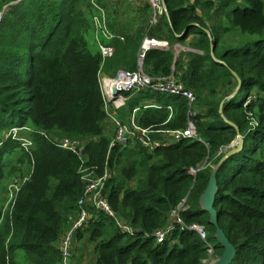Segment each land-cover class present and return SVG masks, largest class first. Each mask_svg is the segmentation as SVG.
I'll return each mask as SVG.
<instances>
[{"label":"trees","instance_id":"1","mask_svg":"<svg viewBox=\"0 0 264 264\" xmlns=\"http://www.w3.org/2000/svg\"><path fill=\"white\" fill-rule=\"evenodd\" d=\"M7 1L0 0V8ZM105 1L22 0L3 14L0 180L25 165L29 172L13 205L0 214V264H62L59 241L70 228L68 217L76 216L85 188L78 157L56 145L62 138L82 141L86 165L96 166L98 175L107 173L102 195L114 213L108 216L88 203L91 218L75 232L77 246L68 264H86L87 259V264H203L209 251L218 260L224 248L209 214L200 207V197L219 163L212 208L218 228L235 250L228 264H264V0H227L225 8L231 6L210 29L196 6L210 10L214 0H163L165 11L155 25L145 2L139 18L136 12L122 21L116 17L120 33L111 29ZM93 2L104 11L113 34L106 43L113 54L107 58L87 40L91 18L99 13ZM234 29L256 40L222 44L221 36ZM191 34L195 36L189 46L198 52L184 54L185 61L176 59L171 46ZM146 37L166 41L168 47L148 48L143 71L151 77L172 74L195 94L191 107L196 115L191 119L201 141L182 140L153 151L138 141L109 147L101 75L135 71ZM233 72L241 85L228 98L237 86ZM124 96L121 118L139 108L136 120L141 127L175 130L187 125L190 106L183 96L149 89ZM233 125L243 144L222 160L232 146L224 148L236 144ZM13 128L20 140L8 135ZM22 139L31 141V154ZM182 203L185 226H175L157 243L154 232L172 222L170 212ZM117 220L134 228V234L121 232ZM192 225L204 227L205 239L188 228Z\"/></svg>","mask_w":264,"mask_h":264},{"label":"built area","instance_id":"2","mask_svg":"<svg viewBox=\"0 0 264 264\" xmlns=\"http://www.w3.org/2000/svg\"><path fill=\"white\" fill-rule=\"evenodd\" d=\"M22 0H8L2 4L0 8V22L2 20L5 10L10 5L17 4ZM128 2H146L150 5L153 11L152 23L157 21V18L160 17L165 11V5L163 0H127ZM95 8L99 13H95L92 18V26L95 29V33L102 35L107 39L113 38V34L110 33L105 24V14L104 11L95 5ZM208 32V30H206ZM145 46L141 50L138 57V68L135 71L129 70H118L114 77H101V88L102 94L104 97V103L112 106V112L109 114L110 122L114 129L113 137L110 139L109 147L113 148L116 145H127L129 142L138 141L141 146L148 150L153 151L156 147L167 146L170 144L178 143L182 140H198L201 141V138L198 135L196 126L191 118L196 115V112L191 106L195 102L196 96L191 91L184 87V85L177 81L176 78L170 74L168 76H157L151 77L147 75L142 69V60L144 57V52L151 47H160L167 48L168 43L166 41H159L152 38L146 37L142 43ZM99 50L102 57L107 58L113 54V47L109 44H99ZM149 89L157 92L168 93L177 96H183L188 100L190 108L188 109V120L187 125L184 128H179L175 130H158L153 128H144L141 127L137 120V112L139 108H134L127 120L120 119L115 110H119L125 104V92L131 94ZM117 91V93H115ZM106 108V105H105ZM18 129L13 128L8 132V135L12 138H17ZM20 140L21 138H17ZM31 141L28 139H22V146L25 148L26 152L31 154L29 146ZM56 145L62 149L68 150L74 153L80 162L78 173L80 178L85 183L84 194L78 200V211L76 216H69L68 221L70 223V228L61 237L59 241V249L62 255V264H68L71 258V251L74 246L75 238L73 237L75 232L81 230L84 225L88 223L91 216L88 213L86 206H89L88 203L94 205L97 209L102 210L108 216L114 217V213L107 201V199L102 195V189L104 180L107 177V173L98 175L96 166H87L86 165V155L84 153V143L78 139L70 140L67 138H62L56 140ZM191 173H195V169H190ZM26 178L23 179V182ZM22 182V184H23ZM22 184L18 186L14 185L15 192L13 198L5 206V210L10 208L13 205L16 194L21 188ZM184 204H180L178 207L173 209L170 212L172 222L167 224L161 229H158L154 232V237L157 243H162L168 236L172 233L175 226H185L180 217V212L185 210ZM5 213V212H4ZM4 216V215H3ZM2 216V217H3ZM120 231L126 232L128 234H134L135 230L129 224L121 223L119 220L116 221ZM188 228L198 232L202 239H205V229L201 225H192Z\"/></svg>","mask_w":264,"mask_h":264},{"label":"rangeland","instance_id":"3","mask_svg":"<svg viewBox=\"0 0 264 264\" xmlns=\"http://www.w3.org/2000/svg\"><path fill=\"white\" fill-rule=\"evenodd\" d=\"M108 6H109V11H110V15L116 16L118 17L119 15H121L122 11H127V16H125L124 18H128L129 15H134L135 12L136 14L134 16H137V18L140 17L139 13L143 12V11H139L142 8V4L145 2H140V7L138 8L135 5H126L125 3L121 2V0H107L105 1ZM222 4L221 2L217 1V4ZM197 7V6H196ZM223 5H220L219 8H222ZM200 8V6H199ZM152 9V8H151ZM201 9V8H200ZM229 8H227L228 10ZM226 9H223L222 11H224ZM139 11V12H138ZM201 12H203L204 17L205 16H211L212 18L208 21L211 22V26H217L218 24L221 23V16H215L213 11H208L205 10L204 8L201 9ZM198 13V12H197ZM105 14V13H104ZM152 18H153V11H152V16H151V20H150V24L155 25L158 22V18L157 21L155 23H152ZM143 21V20H142ZM92 24V22H91ZM248 36V37H247ZM246 37H243L241 35V33L237 30H231L228 33L224 34L221 36V43L226 45V46H237L239 44H241L244 40L248 39V42L252 43L253 41H255V35H247ZM88 43H89V39L87 38ZM186 43V42H185ZM183 43V44H185ZM91 44V43H90ZM175 56H177L179 54V52H183L186 51L185 48L183 47H177V46H171L170 48ZM178 57V56H177ZM109 77L106 75H101V77ZM241 97V95H240ZM106 105V113H107V120H106V133L109 135L110 139L113 137L114 131H113V126L110 122V118H109V114H111L112 112V106H109L107 104ZM237 144V143H236ZM235 142H233L230 146L224 148L223 151H227L231 146L233 147V145H236ZM21 172H12L11 173H5V175L2 177V179L0 180V214L3 216L4 215V210H5V206H7V203L11 200V198H13L14 196V185L18 186L19 184H22L23 179L27 177L28 172H29V167L27 165L22 167V170H20ZM74 246H77L76 244H74ZM89 251H91V247L89 249H87ZM20 255H23L24 252L23 251H19ZM90 259V257H89ZM217 261V258H215L212 255V251H209V255L208 257L203 261V264H215ZM87 262H89V260L87 259ZM86 262V264H87ZM79 264H85V263H79Z\"/></svg>","mask_w":264,"mask_h":264},{"label":"water","instance_id":"4","mask_svg":"<svg viewBox=\"0 0 264 264\" xmlns=\"http://www.w3.org/2000/svg\"><path fill=\"white\" fill-rule=\"evenodd\" d=\"M144 47L145 46L142 44L141 49H144ZM212 50H213V46H212ZM233 75H234V77L237 80V86H236L234 92H232L228 96V98L233 97L236 94V92L238 91V89L240 88V85H241V80L238 77V75L235 72H233ZM115 93H117V91H115ZM219 113H220L221 116H223L222 103L220 104V107H219ZM233 126L235 127V130H236V133H237V137H236L237 146L236 147L233 146L227 152V154L222 158V160L224 158H226L227 156L237 152L242 147V144H243V139H242V137H241V135L239 133V130H238L237 126L236 125H233ZM218 165H216L213 168V170H212V172L210 174L208 186H207L206 190L204 191V193L200 197V207L202 208V210H204L205 212H207L209 214L208 222L210 224H212L216 228L215 237H216V239L220 242V244L224 248L223 254L216 261L215 264H228L230 262V260L233 258L235 250H234V247L230 244V242L226 239V237L224 236V234L220 230V228H218V222H217L216 213H215V211L212 208V202H213V199H214V197H215V195L217 193V186H216V183H215L214 174H215V172L217 170Z\"/></svg>","mask_w":264,"mask_h":264},{"label":"crops","instance_id":"5","mask_svg":"<svg viewBox=\"0 0 264 264\" xmlns=\"http://www.w3.org/2000/svg\"><path fill=\"white\" fill-rule=\"evenodd\" d=\"M104 1H105V0H104ZM106 1H107V0H106ZM217 1L221 2L222 4H219V3L217 4ZM235 1L238 2V0H235ZM190 2H196V0H190ZM226 2H227V0H214L213 7H212L210 10H208V11H213V13H214L215 16H218V15L221 16V11L225 8V4H226ZM127 3H130V4H132V5H135V6H137L138 8L140 7V4H139L140 2H128V1H127ZM220 5H223V8H222V9L219 8ZM229 6H231V5H228V8H229ZM201 9H202V8H201ZM201 9L199 8V5H197V7H196V12H198L199 14H201ZM225 9L227 10V8H225ZM205 10H206V9H205ZM226 10H224V11H222V12L224 13ZM203 18H204V21L206 22L208 28L210 29V26H211L210 24H211V22L208 23V21H209L212 17H211V16H208V17L205 16V17H204V14H203ZM123 19H124V17H121V15H120L119 21H122ZM115 20H116V16H112V15H111V17H110L111 29L113 30V32H118V33H120V32L122 31L121 26H120V25H117V26H116L117 22H116ZM207 34H208V35L210 34L209 31L207 32ZM194 36H195V35H193V34L189 35V36L187 37L186 41H185L186 43L183 42V43H185V44H183V43H175V44L173 45V46H177V47H183V48L186 49V51L179 52V54L177 55L178 57L175 56L176 59H181V60L185 61L186 58H185L184 54H186V53H197V52H198L197 50H194V49H192V48L189 46L190 40H191L192 38H194ZM87 38L89 39V42L93 45V48H94V49H98L100 43H102V44H106V43H108V42L110 41L109 39L103 37V36L100 35V34H97V35H96V33H95V29H94L93 26H91V29L89 30V32H88V34H87ZM174 55H175V54H174ZM102 75H104V74H102ZM106 76H107V75H106ZM125 98L127 99L126 96H125ZM125 101H126V100H125ZM125 101H124V102H125ZM121 108H122V107H121ZM115 113H116V115H117L120 119H122V120H127V119L129 118V116H130L129 112H126V117H125V118H121V117H120V115L118 114V110H115ZM113 131H114V129H113ZM0 193H1V192H0ZM0 197H1V195H0ZM0 202H2V201H0Z\"/></svg>","mask_w":264,"mask_h":264},{"label":"bare ground","instance_id":"6","mask_svg":"<svg viewBox=\"0 0 264 264\" xmlns=\"http://www.w3.org/2000/svg\"><path fill=\"white\" fill-rule=\"evenodd\" d=\"M145 46L147 47V44H145Z\"/></svg>","mask_w":264,"mask_h":264}]
</instances>
